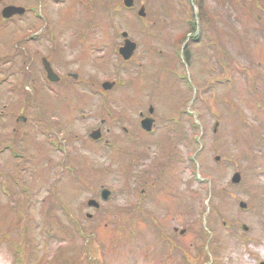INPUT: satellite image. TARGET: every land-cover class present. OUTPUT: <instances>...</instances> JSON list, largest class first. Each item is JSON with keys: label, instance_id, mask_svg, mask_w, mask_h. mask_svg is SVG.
Returning <instances> with one entry per match:
<instances>
[{"label": "rangeland", "instance_id": "374dc122", "mask_svg": "<svg viewBox=\"0 0 264 264\" xmlns=\"http://www.w3.org/2000/svg\"><path fill=\"white\" fill-rule=\"evenodd\" d=\"M44 1L40 41L31 14L0 24V264L264 262V0ZM123 31L135 43L127 61ZM13 46L35 60L54 55L57 75L70 78H26L16 53L5 78ZM48 120L69 138L67 171ZM123 127L150 145L140 146V170L163 185L153 199L139 197L145 184L128 169L139 147L126 157L101 147L128 143ZM99 129L105 139L92 143Z\"/></svg>", "mask_w": 264, "mask_h": 264}, {"label": "flooded vegetation", "instance_id": "af4514ba", "mask_svg": "<svg viewBox=\"0 0 264 264\" xmlns=\"http://www.w3.org/2000/svg\"><path fill=\"white\" fill-rule=\"evenodd\" d=\"M49 1L52 2L51 4H53V3L54 4H61V3H63L62 1H64V0H49ZM0 5H1V9H0V24L3 23L5 25V24H7V22L9 20H11L14 17H18V16H22V17L27 16L28 17V14H31L33 20L37 21L34 24V26H37L36 27L37 32H35V34L38 35V37H36V40L40 41V38H39L40 37L39 36L40 32H42V30H45L44 28H46V26L48 24H50V22L48 20H46V21L44 20V16H45L44 13H45V10H46L45 1L44 0H35L34 3H32V4H27V5L22 6V13L21 14L15 13L13 16H11L10 18L5 19V20L2 19V11H3L4 8L8 7L9 5L7 3L3 4V0H0ZM17 7H20V6H17ZM30 38L34 39L35 36L27 35V37L21 38V40L25 41V44H26L30 40ZM48 40H50L51 43H52V44H50L51 48H52V51L55 50L57 48L56 44H58V42L55 43L56 41L54 39H52V38H49ZM16 45H17V43H16ZM55 45H56V47H55ZM13 47L16 48L17 50H15ZM13 47H11V50H10L11 52H10V54L7 55L8 57L6 56V59H7L6 63H8V67L5 70V75H4L5 78H8L9 76H12V70L13 69L15 70L14 67H16L14 65H17L15 63H17L18 61L14 60V54L15 53L19 54V55L22 54L23 60L21 62L22 67H21L20 70L22 71L23 76H25L26 78H33L32 80L34 81V78H36L37 75H43L44 76V81L47 82L49 84V86H50V84H56V85H60L61 84V85H63V83L65 85V83L67 82L68 78H70V77H68V76H71L70 75L71 73H69V72H66L65 75H63V74H59V76L57 75L58 72L54 69V66H53L54 65L53 64L54 60H52V57L55 58L54 55L50 56V57H46V56L43 55L39 59H38V57H36V60H35L34 59L35 58V54H32L30 52H26V50H24V48L22 49L23 51L21 53V52H19V50H18V48L16 46H13ZM13 50L15 52H13ZM55 54H57V53H55ZM4 56H2V57H4ZM12 66H14V67H12ZM37 66L39 68H36ZM48 70L51 71V74L53 75V78H54L55 81L54 80L52 81V80H50L48 78V76H47ZM25 81L26 80L24 78V81H23L24 85L26 84ZM4 83H6V81L4 79L2 81H0V85H2ZM18 84H19V86H18ZM18 84L15 86L16 88L13 87V89L15 88V90L17 91V89L21 90V89L26 88V91L24 90V94L27 95L28 91H29L28 85H27L28 88L27 87L22 88L23 85L20 84L19 82H18ZM65 88H66V86H65ZM26 98L28 99V97H26ZM27 99H25V101L23 102L24 103V108H26L29 105V101ZM139 116L142 118L145 115H143L142 112H139ZM0 117H1L0 118V122H4L5 116L3 115V112H1ZM22 118H23V121L26 120L25 117H22ZM39 124H44L43 120L39 119V121L37 122V125H39ZM139 125H140V121H139ZM46 126L48 127L47 130L50 132V134H49V132L47 131V133L49 135V138L53 139L52 142H50V144L53 143L55 145V148H57L59 151H61V153H63L64 158L62 159V164H61V166L63 168L62 170L63 171H67V169H66V160H67V157L69 156V154H68L69 150L67 151L68 144H69V138L66 135H64V136L62 135L61 132H63V130H62L63 127H61L58 122L56 124H54L53 122L49 121ZM41 130H43L44 132L46 131L45 127H44V129L41 128ZM124 132L126 134H128V132L126 131L125 128H124ZM100 134H101V136H100ZM144 134L147 135V136L153 135V133H148V132H145ZM97 135L99 136V138L96 140V142H99V144H100V141L104 138L103 134L100 133V129H99V133ZM129 135L130 134H128V136ZM131 136H134V135H130L129 138L126 137L125 140L128 143L124 144V146H120V145L117 144L118 145V149H119L118 153H121V156H125L126 157L127 154H130V152H129L130 149H128V146L132 145V146H138L139 147V148H136L139 151L136 152L135 156L134 155H131V156L129 155V157L127 158L128 169L129 168L132 169L133 184L134 185L138 184V183H143V184H145V187L148 190L150 189L149 191H147L145 193V187H141L140 188L141 185L138 186V188H139V194H138L139 197H141L142 200L153 199L154 196L157 193V188H159L160 189L159 191H161V190H163L162 189L163 185L162 184H156V180L154 178H153L154 180L149 183L148 180L143 179L144 177H142L141 170H140V168L142 166L141 162H142V157H143L140 154V148H141L140 146L142 145L143 148L149 149L150 145H146V144L142 143L141 140H144V139H138L137 137L130 138ZM146 141H148V140H146ZM96 142L92 141V143H96ZM101 143H102L101 147H104V146L107 147V145H109V142L107 140H105L104 142H101ZM69 148L72 149V147L70 145H69ZM1 153L2 152L0 150V154ZM62 170H60V172H62ZM73 179H75V178H73ZM151 202H152V200H151Z\"/></svg>", "mask_w": 264, "mask_h": 264}, {"label": "water", "instance_id": "95a60500", "mask_svg": "<svg viewBox=\"0 0 264 264\" xmlns=\"http://www.w3.org/2000/svg\"><path fill=\"white\" fill-rule=\"evenodd\" d=\"M124 5L126 7H131L133 5V0H124ZM21 12H22V9L19 7L8 6V7L3 9L2 16L7 18V17H10L11 15H13L14 13H21ZM138 15H140V16L145 15L143 6H141L140 9L138 10ZM121 35H122V37H124V43L121 47H119L118 51H119V54L122 56V58L127 60V59H129V57L132 55L133 51L135 50V43L127 38L126 32H122ZM48 77L50 79H52V76H51V73L49 70H48ZM111 85H112V83L105 82L102 86H103V88L107 89ZM149 111L152 112V108H150ZM141 125L146 131H150L151 126H152V119L151 118L143 119L141 121ZM90 136L92 138H94L95 135L91 134ZM216 159H218V157H216ZM239 180H240V175L238 173H235L232 177V182L237 183V182H239ZM101 194H102V198L107 199L109 192L105 189L102 191ZM88 203L91 205L94 202L89 201ZM93 205H95V204H93ZM240 206L244 207L245 204L241 203ZM243 228L246 229L245 226H243ZM260 264H264V262H261Z\"/></svg>", "mask_w": 264, "mask_h": 264}, {"label": "bare ground", "instance_id": "6f19581e", "mask_svg": "<svg viewBox=\"0 0 264 264\" xmlns=\"http://www.w3.org/2000/svg\"><path fill=\"white\" fill-rule=\"evenodd\" d=\"M1 113V112H0Z\"/></svg>", "mask_w": 264, "mask_h": 264}]
</instances>
